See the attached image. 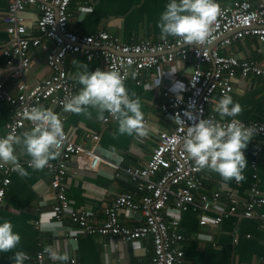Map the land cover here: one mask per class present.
Segmentation results:
<instances>
[{"label":"crops","instance_id":"1","mask_svg":"<svg viewBox=\"0 0 264 264\" xmlns=\"http://www.w3.org/2000/svg\"><path fill=\"white\" fill-rule=\"evenodd\" d=\"M233 0H217L220 5H228ZM9 0H0V84L8 88L12 94L16 89L11 84L10 72L16 67L17 59L6 55L4 50L11 47V39L5 28L13 16L8 11ZM167 0H73L69 6L71 17L68 29L77 35H93L107 32L116 36L122 43L131 44L139 40L151 43L159 42L160 29L157 20L164 10ZM258 8L264 0H253ZM27 29L28 37L35 38L39 34L35 30L39 12L33 5L25 6L16 16ZM167 36L166 39H172ZM226 39V37H224ZM231 40V36H227ZM220 40L214 43L222 54L231 55L242 60H250L264 68V39L245 38L231 40V44L223 47ZM48 42L41 38L38 46H31V63L24 80L34 85L49 78L51 71L46 64L45 54ZM80 62L87 64L89 70L106 69L101 60L83 54H72L66 58V70L77 92L81 87L73 79L81 71ZM175 68L177 72L170 73ZM189 64L174 61L167 65H159L146 70L140 75H130L125 83L130 95L139 97L143 119L148 122V134L140 136L120 134L117 121L104 127L102 118H97V110L89 107L88 112L61 113L51 108L61 117L65 115L63 130L69 139L86 142L88 137L95 140L97 151L105 160V165L95 167L83 157L73 158L69 163L68 175L65 179L66 196L73 210L88 212V222L101 224L105 207L118 195L134 192V184L116 177L113 168L143 166L154 148L158 131L171 129V121L160 111L162 91L169 88L173 94H182L183 88L174 87L178 81H187ZM231 95L234 101L242 105V111L236 117L242 122H258L264 124V77L249 75L232 79ZM221 96L214 94L206 106V115L220 120L214 111V104ZM45 107V106H44ZM46 108H49L46 106ZM106 112L104 113V115ZM10 117V108L0 101V136L4 133L5 124ZM233 119L225 117L220 122ZM24 127L19 134L29 130ZM247 161L243 169L244 179L224 180L218 173L202 169L205 180L202 192H219L228 200L244 203L251 198V188L256 186L259 197L264 199V139L259 136L250 137L243 150ZM18 163L28 175L21 176L16 171L11 175L10 185L6 189L5 198L0 207V219L10 220L13 231L20 235L16 248L0 253V264H13L15 251H24L28 259L24 264H33V257L41 248H47V256L52 259L74 256L78 264H138L153 261L152 246L149 238L141 241V247L133 250L120 237H108L98 234L86 235L77 233V240L64 241V236L75 226L68 216H64L58 227L36 229L33 222L40 212H48L56 202L55 191L50 186L51 171L46 166L54 164L57 156L50 159L41 169L31 168L27 161L30 157L24 152L22 145L15 146ZM256 175V179L253 178ZM0 175V180H1ZM136 196H139L138 194ZM171 204V202H169ZM257 212L264 215V205ZM202 214L190 210L180 217V231L185 240L181 243L184 264H264V243L261 222L255 218L232 217L218 226H199ZM122 224L129 227L142 223L140 213L120 212ZM54 222L52 224H55ZM246 236H249L248 238ZM56 256L53 257L52 253Z\"/></svg>","mask_w":264,"mask_h":264},{"label":"built area","instance_id":"2","mask_svg":"<svg viewBox=\"0 0 264 264\" xmlns=\"http://www.w3.org/2000/svg\"><path fill=\"white\" fill-rule=\"evenodd\" d=\"M72 1L9 0L8 11L13 19L5 31L11 39V47L4 50V53L17 59L16 67L10 72L11 84L16 93L12 94L0 84V101L10 108V117L1 136L8 133L18 135L24 127L31 128L33 122L26 119L23 112L33 105L67 112L62 102L65 97L75 94L76 90L66 70V58L69 55L83 54L101 60L107 69L113 66L119 68L122 74L127 73L124 84L133 73L140 75L146 70L174 61L187 62L189 72L182 94H173L169 88L162 91L160 111L168 116L172 127L170 130L157 132L154 148L147 162L143 166H116L112 169L116 177L131 182L135 189L133 193L118 195L105 207V219L101 224H90L87 211H77L70 207L65 179L73 158L83 157L95 167L103 166L106 162L99 155L94 138L88 137L86 142H76L69 139L63 130L64 137L58 146L56 162L46 165L51 171L50 186L55 191L56 202L50 211L39 213L33 222L34 227L44 229L49 224L61 222L67 215L75 226L63 238L67 244L77 240V233L98 234L120 237L133 250H138L141 241L149 238L153 261L138 264H184L180 245L185 237L180 231V217L190 210L202 214L199 226H218L232 217L258 219L264 243V215L257 212L264 205V199L259 197L256 186L251 188V198L244 203L230 201L217 191L202 192L205 180L202 169H196L182 147L187 127L198 118H211L206 115V106L214 94L222 96L230 93L232 79L237 75L241 78L251 74L264 77V68L256 62L222 54L217 47L212 46L231 32L232 41L264 39V5L255 8L253 0H233L228 5L219 4L221 11L210 28L209 38L201 45L183 42L179 37L165 38L156 43L139 40L126 44L103 31L93 35L73 33L68 29L71 17L69 6ZM27 5L35 6L39 12L35 25L39 36L35 38L28 37L27 29L16 17ZM41 38L48 42L45 61L51 75L42 82L28 85L24 77L31 63V46H38ZM231 40L224 38L223 47L230 45ZM177 96H181L182 100H177ZM200 109L203 111H199ZM185 111L192 113V119L184 115ZM60 118L63 123L66 121L65 115ZM180 119L183 123H180ZM115 121L107 112L102 118L104 127ZM144 122L148 128V122ZM243 124L253 129L251 137L259 136L264 139V124ZM13 173L11 164H0V207ZM253 178L256 179V175ZM120 212L140 213L143 221L137 226L129 227L121 223ZM45 249L47 248H41L35 253L33 264H78L74 256H67L64 260L49 258L48 249Z\"/></svg>","mask_w":264,"mask_h":264},{"label":"clouds","instance_id":"3","mask_svg":"<svg viewBox=\"0 0 264 264\" xmlns=\"http://www.w3.org/2000/svg\"><path fill=\"white\" fill-rule=\"evenodd\" d=\"M220 11L217 0H167L157 20L160 37H179L183 42L201 45L209 38L210 28ZM80 67L82 70L73 79L81 87L75 94L65 97L62 102L64 110L87 113L91 107L97 110V118H104L107 112L117 121L120 134L146 136L148 128L143 119L140 99L130 95L124 84L127 73L122 74L115 66L107 70H89L87 64L80 62ZM175 72V68L170 71ZM132 75L135 76V73ZM174 87L182 89L183 83L178 81ZM177 100H182V97L177 96ZM242 110L239 102L225 94L214 104V111L220 120L198 118L187 127L182 147L197 170L209 169L224 180L235 179L239 182L244 179L243 169L247 161L243 150L249 143L253 129L236 118ZM23 115L33 122V126L18 135L8 133L0 136V164H11L14 171L26 176V169L18 163L15 146L22 145L30 157L27 163L31 168L41 169L59 155L58 146L64 132L62 119L51 108L33 105ZM184 115L192 119L191 112L185 111ZM225 117L233 119L221 123ZM180 123H183L181 119ZM58 226L59 222L48 225L50 228ZM19 242L20 235L13 231L11 221L0 219V252L16 248ZM52 255L56 256L54 252ZM12 259L13 264H24L28 256L20 250L14 252Z\"/></svg>","mask_w":264,"mask_h":264},{"label":"water","instance_id":"4","mask_svg":"<svg viewBox=\"0 0 264 264\" xmlns=\"http://www.w3.org/2000/svg\"><path fill=\"white\" fill-rule=\"evenodd\" d=\"M232 33L233 32H231V33H229V34H226L224 37H226L227 38V36L229 37V36H231L232 35ZM224 37H222V38H220V39H218L216 42H218V41H220V40H223L224 39ZM216 42H214V43H216ZM214 43H213V45H214ZM212 45V46H213Z\"/></svg>","mask_w":264,"mask_h":264}]
</instances>
